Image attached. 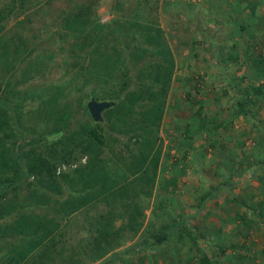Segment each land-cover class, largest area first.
Segmentation results:
<instances>
[{"label": "rangeland", "instance_id": "obj_1", "mask_svg": "<svg viewBox=\"0 0 264 264\" xmlns=\"http://www.w3.org/2000/svg\"><path fill=\"white\" fill-rule=\"evenodd\" d=\"M76 14L101 40L91 49L146 48V64L157 63L159 48L143 42L142 30L162 32L173 64L156 118L145 122L151 100L128 108L122 99L127 73L137 88L145 79L142 64H119L108 82L78 75L92 66L76 52L83 36L65 27ZM258 53L264 0H0V139L23 151L19 174L0 166L11 179L0 191L9 207L0 264H264V95L247 101L246 115L235 106L244 87L264 80L250 61ZM92 98L115 110L94 120ZM97 126L103 143L89 135ZM33 157L49 169L29 173ZM132 213L136 231L126 226ZM22 216L52 234L18 236L8 226ZM103 216L120 232L96 259L94 225ZM162 232L169 238L159 240Z\"/></svg>", "mask_w": 264, "mask_h": 264}, {"label": "trees", "instance_id": "obj_2", "mask_svg": "<svg viewBox=\"0 0 264 264\" xmlns=\"http://www.w3.org/2000/svg\"><path fill=\"white\" fill-rule=\"evenodd\" d=\"M88 25L89 20L87 16L83 14L69 16V18L65 22V27L72 31L74 37L81 40L80 36H83L84 40L79 44L76 52L83 51L85 52V54L88 53V58L89 60H91V66L93 70H87L86 67L80 65L78 68V75L84 78L85 83L90 81V79H96L98 83L108 82L112 78L115 70L121 66L119 64L123 63L126 68L128 64H131V68L132 65L134 67H138L142 64L139 69L143 70L144 74L141 75H144V78L147 81L149 80V83L145 79H140V81L138 82L140 84L137 88V83L134 85L131 84L132 78L129 73H127V76L125 77L122 83V86L124 87V98L122 99L126 103V106L128 108H132L133 106L138 105L144 100H148V103L150 102L149 100H151L152 102H154V104L151 105L152 102L148 104V109L145 111V122L148 123L152 120V118H156L161 112L163 104L158 105L155 101L159 98L160 92L164 93L167 89L170 79V70L173 64L170 50L167 45L162 41V32L154 28H146L143 30L141 29L142 31H144L142 33L143 42L147 45L155 44L159 48L157 51V57H159L157 63L154 62L146 64L148 61V54H146V51L148 50L146 48L137 47V49H130L128 46L121 45L120 49H123L124 53H122V50H119L117 49V47H114L111 54L105 53L103 50H99L98 45H95V47L93 46L95 49H91L92 44L94 43L93 41H95L96 39L91 40L90 35L93 32L95 33V29L90 28ZM100 30L102 32V29ZM96 33L97 35L99 34L98 32ZM109 35L110 34H107V36ZM96 37L98 36H94V38ZM114 39L116 40V38ZM96 41L100 42L101 40ZM79 53L80 52H78L77 54ZM250 61L252 63V66L258 68L264 75V56L258 53L252 56ZM81 67L82 69L84 68L85 72H80ZM156 86H159V89L153 90V88ZM244 93V98H239L235 100L237 112L242 115L247 114V101L254 102L255 97H261L262 95H264V80L261 84L249 85L244 87ZM115 105L118 106V103H116ZM113 110L115 109L108 108L106 111L108 112ZM16 113L18 114V112ZM61 118L63 119V123H66V121H68L70 117L69 114L67 115L66 113H64ZM17 119L19 120V115ZM89 135H91L94 141L98 143H103V134L101 132L100 126L91 128L89 130ZM2 141L3 140L0 139V166H6L14 174H19L21 170L16 164V157L20 156L21 158H23V156L21 155L23 151L16 150V143L12 144V148H6L2 146ZM158 156L159 151L157 150L156 153L153 155L155 161V168L158 162ZM25 165L26 170L29 173H36L41 168L49 169V163L45 159L39 160L37 157H33L32 159L27 160ZM154 174L155 169L153 171V175ZM10 180V178H7L0 174V191L1 189H4V184ZM15 183V181L12 182L9 187H12ZM93 185H95V182H93ZM8 211L9 207L5 204L0 203V217H3L6 213H8ZM94 226L96 230V235L94 236L93 240L95 248V258L99 259L100 257L104 256L109 250L113 249L116 246L115 237L119 235L120 230L113 226L112 216H103V218L100 221H97ZM126 226L130 228V230L135 231L139 228L140 222L134 213H132L128 218ZM8 227H11L16 232V234L18 236H21L22 238L36 237L44 239L52 234V231L44 226L43 221L40 222L38 219H35L34 217L30 216H22ZM41 229L43 232L42 236L40 237L38 233ZM79 231L82 232V230H74L72 232V235L74 237L77 236V233ZM169 236L170 232H162V234H159L158 239L165 240L169 238ZM78 245H80V242H78ZM27 250L28 249L25 248L23 252H28ZM44 254L45 251L38 254L40 259H42L43 257L45 259ZM74 264H78V262H74Z\"/></svg>", "mask_w": 264, "mask_h": 264}, {"label": "water", "instance_id": "obj_3", "mask_svg": "<svg viewBox=\"0 0 264 264\" xmlns=\"http://www.w3.org/2000/svg\"><path fill=\"white\" fill-rule=\"evenodd\" d=\"M112 104V101L96 100L92 98L87 102V109L94 120L100 121L102 119V112L109 108Z\"/></svg>", "mask_w": 264, "mask_h": 264}]
</instances>
